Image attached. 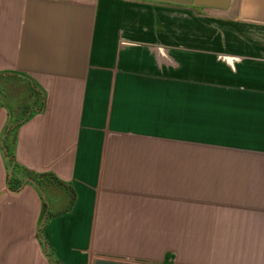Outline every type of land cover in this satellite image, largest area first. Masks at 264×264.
<instances>
[{"label": "crops", "instance_id": "crops-1", "mask_svg": "<svg viewBox=\"0 0 264 264\" xmlns=\"http://www.w3.org/2000/svg\"><path fill=\"white\" fill-rule=\"evenodd\" d=\"M210 18L264 0H0V264H264V36Z\"/></svg>", "mask_w": 264, "mask_h": 264}, {"label": "rangeland", "instance_id": "rangeland-1", "mask_svg": "<svg viewBox=\"0 0 264 264\" xmlns=\"http://www.w3.org/2000/svg\"><path fill=\"white\" fill-rule=\"evenodd\" d=\"M209 42L238 44L241 50L249 42L263 41L264 25L252 24L238 19L215 20L209 19ZM247 48V47H246Z\"/></svg>", "mask_w": 264, "mask_h": 264}, {"label": "trees", "instance_id": "trees-1", "mask_svg": "<svg viewBox=\"0 0 264 264\" xmlns=\"http://www.w3.org/2000/svg\"><path fill=\"white\" fill-rule=\"evenodd\" d=\"M8 150H9V148H8ZM8 155L11 156L12 160L15 159V156H14L12 151L9 150ZM27 176L34 179L39 185H43L48 181L59 183L61 185L64 184V182L62 180H60L58 177L54 176L51 173H36V172H32V171L31 172L27 171ZM8 182H9V187L11 190L19 191L24 185V178H20L19 176H16L15 172L12 171L10 173Z\"/></svg>", "mask_w": 264, "mask_h": 264}, {"label": "water", "instance_id": "water-1", "mask_svg": "<svg viewBox=\"0 0 264 264\" xmlns=\"http://www.w3.org/2000/svg\"><path fill=\"white\" fill-rule=\"evenodd\" d=\"M156 1L172 2V3L184 4V5L208 6L215 8H227L231 2V0H156ZM94 264H140V263L97 259L95 260Z\"/></svg>", "mask_w": 264, "mask_h": 264}]
</instances>
